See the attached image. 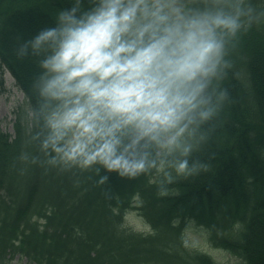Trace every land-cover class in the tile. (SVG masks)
Returning <instances> with one entry per match:
<instances>
[{"label":"trees","instance_id":"16d2710c","mask_svg":"<svg viewBox=\"0 0 264 264\" xmlns=\"http://www.w3.org/2000/svg\"><path fill=\"white\" fill-rule=\"evenodd\" d=\"M73 0H0V86L8 72L24 94L14 136L0 132V264L24 255L36 264H264V26L243 34L222 86L229 99L203 148L209 165L178 177L161 194L158 180L115 173H58L22 162L28 112L35 103L36 57L19 58L17 45ZM261 0H254L260 3ZM87 5V0H85ZM149 227L139 232L127 219ZM200 232L210 250L191 244Z\"/></svg>","mask_w":264,"mask_h":264},{"label":"clouds","instance_id":"9594fccd","mask_svg":"<svg viewBox=\"0 0 264 264\" xmlns=\"http://www.w3.org/2000/svg\"><path fill=\"white\" fill-rule=\"evenodd\" d=\"M264 26V0H73L54 26L17 45L38 59L22 162L58 173L176 178L229 99L240 37Z\"/></svg>","mask_w":264,"mask_h":264},{"label":"rangeland","instance_id":"374dc122","mask_svg":"<svg viewBox=\"0 0 264 264\" xmlns=\"http://www.w3.org/2000/svg\"><path fill=\"white\" fill-rule=\"evenodd\" d=\"M25 105L24 94L15 86V80L10 73L4 76V86H0V132H7L14 136V122L17 117L18 110ZM127 225L139 232H148L149 227L138 218L130 216L127 219ZM191 244L198 246L201 249L210 250L206 245L200 232L190 233L189 237ZM215 258L225 264H234L236 259L229 254L227 255L221 251L213 252Z\"/></svg>","mask_w":264,"mask_h":264}]
</instances>
